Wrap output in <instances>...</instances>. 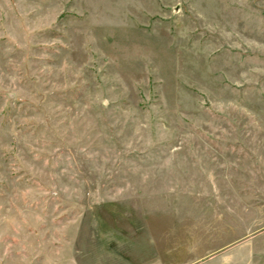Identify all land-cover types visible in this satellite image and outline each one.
<instances>
[{
	"label": "rangeland",
	"instance_id": "obj_1",
	"mask_svg": "<svg viewBox=\"0 0 264 264\" xmlns=\"http://www.w3.org/2000/svg\"><path fill=\"white\" fill-rule=\"evenodd\" d=\"M234 263L264 264V0H0V264Z\"/></svg>",
	"mask_w": 264,
	"mask_h": 264
},
{
	"label": "crops",
	"instance_id": "obj_2",
	"mask_svg": "<svg viewBox=\"0 0 264 264\" xmlns=\"http://www.w3.org/2000/svg\"><path fill=\"white\" fill-rule=\"evenodd\" d=\"M232 246V245H231ZM234 264H236V263H234Z\"/></svg>",
	"mask_w": 264,
	"mask_h": 264
}]
</instances>
